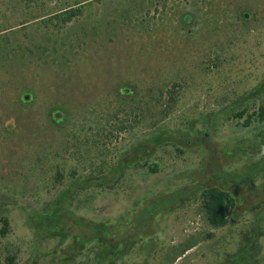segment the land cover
<instances>
[{
  "label": "rangeland",
  "instance_id": "374dc122",
  "mask_svg": "<svg viewBox=\"0 0 264 264\" xmlns=\"http://www.w3.org/2000/svg\"><path fill=\"white\" fill-rule=\"evenodd\" d=\"M263 102L264 0H0V264H97L80 222L123 264H264ZM60 194L75 220L37 221Z\"/></svg>",
  "mask_w": 264,
  "mask_h": 264
},
{
  "label": "trees",
  "instance_id": "16d2710c",
  "mask_svg": "<svg viewBox=\"0 0 264 264\" xmlns=\"http://www.w3.org/2000/svg\"><path fill=\"white\" fill-rule=\"evenodd\" d=\"M78 8H70L65 10L59 15H56V19L61 23H69L72 19L82 14L81 3L78 4ZM246 110L238 113L235 117L240 121L246 114ZM259 122L264 124V102L259 106L258 110L249 114L248 118L242 123L244 128L250 127L253 122ZM161 140V139H160ZM151 171L154 173L158 171L157 167H150ZM61 177V176H60ZM119 181V180H118ZM65 194H60L56 200L57 203L49 206L48 208L38 211L34 216L37 221L41 222L45 226L61 223L64 219V215L67 214L70 219L75 220L73 213L70 209H65L63 207V200ZM201 201V210L205 215L206 221L210 227L213 229H221L227 226L228 220L231 216L232 208L235 206V198L226 191H222L218 188H211L208 190H203L200 197ZM1 222L3 223V228L0 230L2 235H6L8 232L9 222L6 218H2ZM91 224V223H90ZM83 224L79 223V226L85 227L88 230L92 231V234H84L83 238H79L76 242V245L79 247L89 248L93 242H98V247L94 248L91 251L90 256L94 255L95 262L97 264H123L125 258L127 257V250L120 249L119 242H107V228L103 225L101 226L98 223ZM212 235H209V238ZM100 242V244H99ZM198 244V241L191 240L189 241L180 251L179 255L173 259L176 260L178 256L184 255L187 251L193 249ZM253 247V245L249 246ZM78 250V249H76ZM236 259L240 260L243 256H235ZM10 264H15V258H8Z\"/></svg>",
  "mask_w": 264,
  "mask_h": 264
},
{
  "label": "water",
  "instance_id": "95a60500",
  "mask_svg": "<svg viewBox=\"0 0 264 264\" xmlns=\"http://www.w3.org/2000/svg\"><path fill=\"white\" fill-rule=\"evenodd\" d=\"M24 100L28 101L29 100V96H25Z\"/></svg>",
  "mask_w": 264,
  "mask_h": 264
}]
</instances>
